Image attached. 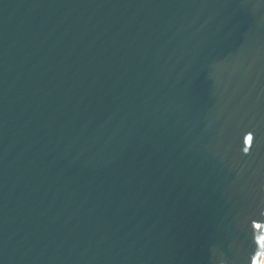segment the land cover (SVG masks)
Here are the masks:
<instances>
[{"label": "water", "instance_id": "1", "mask_svg": "<svg viewBox=\"0 0 264 264\" xmlns=\"http://www.w3.org/2000/svg\"><path fill=\"white\" fill-rule=\"evenodd\" d=\"M264 0H0V264H260Z\"/></svg>", "mask_w": 264, "mask_h": 264}, {"label": "bare ground", "instance_id": "2", "mask_svg": "<svg viewBox=\"0 0 264 264\" xmlns=\"http://www.w3.org/2000/svg\"><path fill=\"white\" fill-rule=\"evenodd\" d=\"M260 264H264V257L262 258Z\"/></svg>", "mask_w": 264, "mask_h": 264}]
</instances>
